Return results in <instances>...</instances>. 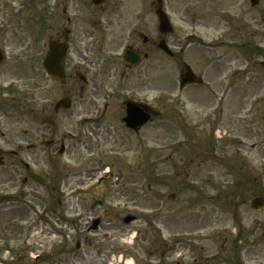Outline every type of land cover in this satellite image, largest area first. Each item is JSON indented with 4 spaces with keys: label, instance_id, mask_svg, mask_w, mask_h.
<instances>
[{
    "label": "rangeland",
    "instance_id": "374dc122",
    "mask_svg": "<svg viewBox=\"0 0 264 264\" xmlns=\"http://www.w3.org/2000/svg\"><path fill=\"white\" fill-rule=\"evenodd\" d=\"M155 1L146 0L150 33L156 32L159 24L151 8ZM57 2L0 0V49L5 54L0 64L3 89L28 81L21 79L27 75L25 70L33 71V45L39 46L35 52L43 57L47 35L40 24L45 12L55 9ZM227 2L224 24L230 30L236 108L221 118L205 113L209 98L205 87L194 88L182 98L177 66L167 67L170 71L167 78L162 67L151 68L150 89L140 90V98L155 106L157 112L178 114L174 113L171 125L158 121L157 130L155 124L143 128L144 154L136 152V138L131 141L124 136L121 124L115 120L110 128H118L117 139L127 138L122 149L133 151L115 154L109 150L114 145V129L106 134L110 145L102 140L91 158L92 163L74 155L69 158L58 155L42 168L34 164L36 178L28 184L23 183L24 166H17V178L13 167H0V264H103L106 258V264H115L116 249L118 262L122 255L129 264H144L148 258L153 260L152 264H264V210L250 207L251 200L264 186V121L261 117L254 120L248 112L250 105L257 107L259 102L260 109H264V99L260 101V95L264 96V91H260L261 85L264 86V68L256 63L257 55L264 58V0L258 3L259 11L245 1L244 5L249 6L244 7L242 17L236 13L234 0ZM255 12L261 16L263 53L255 46L243 47L256 29L252 24ZM214 23L217 24L215 18ZM242 23L244 27L240 28ZM169 89L172 94L168 93ZM3 111L8 112L4 116L11 117L6 121L9 127L23 125L7 106ZM252 121L256 123L253 127ZM221 124L229 132L239 129L244 134L240 138L243 191L237 187L239 177L235 175V167L225 166L223 157H232L236 145L229 140L231 136L227 142H221L218 134ZM12 132L10 138L15 136ZM212 137L219 139L218 146L207 144ZM3 138L0 134V148L5 150L8 145ZM155 145H163L162 158L172 154L166 162L162 159L156 170L164 177L162 187L151 184L148 178L150 170L155 172L152 165ZM208 146L209 160L205 153ZM144 158L150 159L151 169L140 165ZM87 168H92L94 173L83 185L72 182L75 178H86L87 174L80 175V171ZM43 169L46 172L49 169L48 175L42 174ZM95 203L101 205L93 208ZM90 213L103 217L98 232L90 231L85 221ZM128 214L137 219L125 225L123 219ZM30 246L36 250H29ZM164 250L169 252V259L160 256ZM38 255L41 256L36 259ZM157 256L161 257L160 261Z\"/></svg>",
    "mask_w": 264,
    "mask_h": 264
},
{
    "label": "flooded vegetation",
    "instance_id": "af4514ba",
    "mask_svg": "<svg viewBox=\"0 0 264 264\" xmlns=\"http://www.w3.org/2000/svg\"><path fill=\"white\" fill-rule=\"evenodd\" d=\"M245 1H249L253 10L259 11L260 0H234L236 13H239V16L242 17L244 7L249 6L244 5ZM151 4L159 21L157 31L153 33L149 31L146 0H58L55 9L45 12L40 24L47 35L43 44L46 46L43 57L35 52L39 46L33 45L34 59L31 65L33 71L25 70L27 75L21 79L28 81L21 86L12 84L8 90L3 89L0 84V106L3 114L0 115V127H2L0 134L8 145L5 150L0 148V167L7 165L13 167L15 172L17 171L15 174L17 178L19 172L17 166H24L26 176L23 183L28 184L36 178L34 164L42 168V165L51 164L58 155H66L68 158L74 155L92 163L91 158L95 156L96 149L100 148L101 141L104 140L110 145V139L106 134L113 132L114 129L116 130V134H113L114 145H111L109 150H114L115 154L131 152L133 150H123L122 146L127 138L131 141L136 138L138 143L136 152L144 154L143 128L155 124L157 126L154 128L157 130L158 121L171 125L174 113L178 114L175 111L157 112L155 106L149 105L144 98H140V90L150 89L151 68L162 67L163 76L167 78L170 76L167 67L177 66L182 98L184 95L188 96L186 92L194 88L205 87L204 91L209 95L207 109L203 110L205 113L221 118L228 110L232 111L236 108L233 102L235 86L231 70V49H229L230 30L224 24L226 20L224 12L228 11L227 0H163L162 3ZM160 7L168 19L165 25H161L157 16L158 12L161 14ZM252 15H254L252 24L256 29L252 33V39H247L243 47L255 46L260 53H263L261 16L256 12ZM213 18L216 19L217 24H213ZM239 21L242 22L243 18ZM242 27H244L243 23L240 28ZM215 31L218 33L213 37ZM64 43L68 48L65 58L61 61L63 69V71L61 69L63 73L61 77L56 75L55 71L58 67L55 59L51 64L53 74L45 66L44 61L50 56L51 47ZM58 56L61 57L60 53ZM262 56L256 57L259 68H264ZM194 73L203 80V83L194 82L182 86L183 81ZM260 91H264L263 85ZM168 93L172 94L173 91L169 89ZM260 96L261 101L264 96L263 94ZM209 101L213 106H210ZM131 102L146 106L145 111L152 116L150 121L139 129L130 128L126 124ZM260 104L262 103L259 102L257 107L250 105L248 112H251L249 115H252L254 120L261 117L264 121V109H260ZM5 106L11 114L17 115L18 122L23 125L9 127L6 121L11 117L4 116L8 114L7 111H3ZM251 107L256 108L251 109ZM235 115L236 122L238 115ZM115 120L119 121L127 138L122 136V140L117 139L118 128H110L111 121ZM238 121L241 122L242 119ZM254 124L256 123L253 122L251 127ZM219 126L221 129L219 128L218 134L221 142H227L228 137L231 136L229 140L236 145V151L232 152L233 156L223 158L225 166L230 167L232 164L235 167V175L239 177L237 187L243 191L245 181L243 182L242 179L244 166L240 152V138L244 134L238 132L239 129L229 132L225 124ZM62 129L65 131L61 132ZM10 130L15 135L13 138L9 137ZM218 141L212 137L207 144L218 146ZM160 147L163 145L154 146L153 150L156 154L152 165L155 172L150 170L151 174L149 173L148 178L151 184L162 187L164 177L162 172L156 170L160 163H163L162 159L166 162L172 154L169 153L162 158ZM253 147L257 145L253 144ZM259 147L261 149V146ZM209 148L208 146L205 152L207 160L210 158ZM236 152L238 154H235ZM262 154L264 155V151ZM149 160L144 158L143 164L140 165H146L151 169ZM204 162L206 163V160ZM48 173L49 169L48 172L43 169L44 176ZM84 173L87 174L86 178H75L72 182L81 186L94 172L92 168H87L86 171H80V175ZM256 181L254 180V185L257 184ZM67 184L70 185L68 182ZM30 186L34 188L32 183ZM258 192L256 196L263 197L264 186ZM100 205L95 203L93 208ZM90 215L85 218L89 224V220L97 214ZM29 250L36 249L30 246ZM115 253V264H128L129 260L124 261L122 255L119 256L118 262L117 249ZM160 256L163 259L170 258L167 250H164ZM160 256H157L159 261ZM146 261L144 264H152L153 260L148 258ZM103 262L106 264L107 258Z\"/></svg>",
    "mask_w": 264,
    "mask_h": 264
},
{
    "label": "water",
    "instance_id": "95a60500",
    "mask_svg": "<svg viewBox=\"0 0 264 264\" xmlns=\"http://www.w3.org/2000/svg\"><path fill=\"white\" fill-rule=\"evenodd\" d=\"M162 1V0H159ZM162 14V12H161ZM159 12V18L161 19V24H166V22L164 21V19L162 18V15ZM67 50V45L64 44H56V46L51 47V55L49 58L46 59L45 61V65L46 67H48L49 71L51 73H53V67H51V64L54 61V58L57 60H62V58H65V53ZM58 53H60V56L62 54L61 57L58 56ZM3 59V55L2 52L0 51V62ZM56 74H59L60 76H63V73L61 72H57L55 71ZM189 82H201V79L195 77V76H190L189 79H187ZM131 106V110L129 111L130 115H133L132 117L129 116V118L127 119V123L129 126H142L145 122H147L151 116L147 113H144V110L140 109L138 106L135 105H130ZM252 208H255L256 210H260L262 208H264V197H258L253 199L252 204H251ZM134 218L133 217H128L125 219V222H130L132 221ZM98 223L99 221H96L93 223L94 228H98Z\"/></svg>",
    "mask_w": 264,
    "mask_h": 264
}]
</instances>
